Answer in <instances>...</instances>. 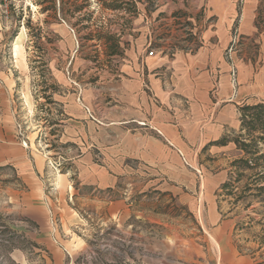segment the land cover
<instances>
[{
    "label": "rangeland",
    "instance_id": "374dc122",
    "mask_svg": "<svg viewBox=\"0 0 264 264\" xmlns=\"http://www.w3.org/2000/svg\"><path fill=\"white\" fill-rule=\"evenodd\" d=\"M38 1L0 0V23L8 26L0 68L13 70L16 79L15 139L32 152L31 166L40 168L31 176L23 173L0 140V264H264V181L254 177L259 167L236 166L229 174V162L221 165L207 152L196 162L189 159L181 174L151 170L117 156L97 138L93 127L104 120L95 107L85 109L95 125L92 133L68 138L65 128L54 126L50 118L58 109L45 93L55 86L53 60L65 67L76 51L74 76L87 67L96 73L107 54L86 35L115 33L126 13L88 0L70 17L74 0H56V11L42 10L49 3ZM246 2L235 0L236 31L225 54L236 92L243 86L237 58L246 49L238 32ZM88 12L93 20L75 25ZM20 32L23 64L13 57ZM256 66L263 70L258 88L264 92V52ZM226 174L229 189L221 185Z\"/></svg>",
    "mask_w": 264,
    "mask_h": 264
},
{
    "label": "crops",
    "instance_id": "0c3cea01",
    "mask_svg": "<svg viewBox=\"0 0 264 264\" xmlns=\"http://www.w3.org/2000/svg\"><path fill=\"white\" fill-rule=\"evenodd\" d=\"M260 3L247 0L243 8L238 32L246 49L242 58L233 55L243 84L237 92L225 56L236 31L235 0H158L149 12L142 5L136 16L121 14L122 28L110 32L120 53L109 55V43L98 41L107 55L106 65L96 73L87 67L75 77L76 51L65 67L53 60L55 86L45 92L58 109L51 122L65 128L64 137L92 133L95 125L85 109L95 107L104 121L93 131L117 156L131 157L154 171L181 174L189 159L196 162L210 152L219 164L229 162L231 174L245 154L234 142L241 131L240 108L264 102L258 88L263 70L256 66L264 52V34L256 25ZM7 30L0 23V44ZM24 36L20 32L13 41V57H21L22 64ZM150 49L153 56L147 54ZM7 70L0 68V140L9 161L20 162L23 173L31 176L40 168L31 166L32 152L16 142L11 105L16 79L13 70ZM55 131L59 137L61 130ZM224 137L227 142L219 143ZM229 177L226 174L221 185Z\"/></svg>",
    "mask_w": 264,
    "mask_h": 264
},
{
    "label": "trees",
    "instance_id": "16d2710c",
    "mask_svg": "<svg viewBox=\"0 0 264 264\" xmlns=\"http://www.w3.org/2000/svg\"><path fill=\"white\" fill-rule=\"evenodd\" d=\"M158 0H99L102 7L114 11V12H126L130 16H136L139 13V4L144 5L147 12L151 11ZM262 5L259 6L257 11L256 25L259 31H263L264 34V0H261ZM39 4L44 5L49 3L48 6L42 8L44 11L57 10L56 0H39ZM60 3V2H59ZM64 2L61 1V4ZM90 5L88 0H84L79 4V0L72 1V7L68 9L67 13L70 17H75L78 13H81L86 7ZM263 6V10H262ZM62 10V9H61ZM93 20V12L81 14L78 22L85 23ZM128 20L125 24H128ZM88 25H84V28H88ZM85 39L88 40H101L105 39L109 43L107 53L109 55H116L120 53L117 38L110 32L105 36L97 34L93 36L91 34L86 35ZM48 98V96H47ZM49 99V98H48ZM50 100V99H49ZM241 111V131L234 138V142L238 148L245 152L247 157L240 158L235 161L234 165L239 166L241 169H254L259 167V170L255 175V179L261 178L264 181V102L254 105H245L240 108ZM227 142V137H224L219 143L224 144ZM263 144V149L259 146ZM232 186V182H226L223 184V188L229 189ZM264 191V186H263Z\"/></svg>",
    "mask_w": 264,
    "mask_h": 264
},
{
    "label": "built area",
    "instance_id": "2783aa9c",
    "mask_svg": "<svg viewBox=\"0 0 264 264\" xmlns=\"http://www.w3.org/2000/svg\"><path fill=\"white\" fill-rule=\"evenodd\" d=\"M154 53H155V52H154V49H150V50L148 51L147 54H148L149 56H153Z\"/></svg>",
    "mask_w": 264,
    "mask_h": 264
}]
</instances>
